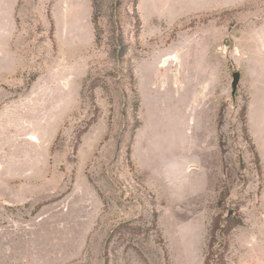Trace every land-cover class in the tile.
Returning <instances> with one entry per match:
<instances>
[{"label": "rangeland", "instance_id": "obj_1", "mask_svg": "<svg viewBox=\"0 0 264 264\" xmlns=\"http://www.w3.org/2000/svg\"><path fill=\"white\" fill-rule=\"evenodd\" d=\"M0 264H264V0H0Z\"/></svg>", "mask_w": 264, "mask_h": 264}, {"label": "water", "instance_id": "obj_2", "mask_svg": "<svg viewBox=\"0 0 264 264\" xmlns=\"http://www.w3.org/2000/svg\"><path fill=\"white\" fill-rule=\"evenodd\" d=\"M241 76L242 75H241V72L239 70L232 73V82H231L232 91H231V94H232L234 101L236 100V93L238 90L239 83L241 81ZM229 214H231V212Z\"/></svg>", "mask_w": 264, "mask_h": 264}, {"label": "crops", "instance_id": "obj_3", "mask_svg": "<svg viewBox=\"0 0 264 264\" xmlns=\"http://www.w3.org/2000/svg\"><path fill=\"white\" fill-rule=\"evenodd\" d=\"M252 132H253V136H254V139H255V143L257 144V147L260 148L261 147V144L259 143V138L256 136V134H255L254 131H252ZM260 154L262 155V153H260Z\"/></svg>", "mask_w": 264, "mask_h": 264}, {"label": "bare ground", "instance_id": "obj_4", "mask_svg": "<svg viewBox=\"0 0 264 264\" xmlns=\"http://www.w3.org/2000/svg\"><path fill=\"white\" fill-rule=\"evenodd\" d=\"M171 58H172V56H171ZM169 59V58H168ZM166 61H167V59L165 60V63H166ZM167 64V63H166Z\"/></svg>", "mask_w": 264, "mask_h": 264}]
</instances>
